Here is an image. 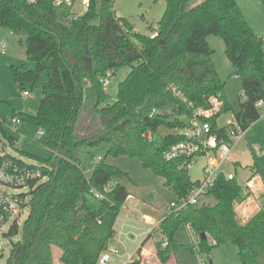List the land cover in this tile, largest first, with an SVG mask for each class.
<instances>
[{
    "label": "trees",
    "instance_id": "obj_1",
    "mask_svg": "<svg viewBox=\"0 0 264 264\" xmlns=\"http://www.w3.org/2000/svg\"><path fill=\"white\" fill-rule=\"evenodd\" d=\"M114 11L113 0H102L100 7L94 1L78 18L69 7L50 0H0V27L26 34L27 56L37 65H12L14 79L21 87L36 82L50 60L37 113H16L46 130L44 145L51 155L38 159L48 179L32 190L22 240L14 244L6 264H57L55 249L61 264H97L115 235L133 180L108 162L109 156L139 158L144 169L165 179L172 200L187 196L199 183L182 160H166L164 154L183 139L177 132L185 124L182 117L208 107L213 96L224 101L211 119L213 127L224 133L232 126H217V117L231 106L208 36L224 39L242 82L243 101L235 120L247 129L261 117L257 103L264 101V37L254 32L237 0H166L165 12L149 34L135 31ZM124 66L131 69L119 83L117 100L103 105L108 93L100 79ZM82 116L92 119L87 131L95 133L89 137L78 134ZM162 127L168 132H161ZM102 143L108 144L107 153L87 176L78 152ZM205 196L214 201L190 205L162 220V237L156 241L160 264H168L177 252L175 234L183 223L198 235L201 251L232 242L243 264H264V203L250 219L239 221L236 203L243 200L242 188L225 174ZM18 232L15 223L10 235Z\"/></svg>",
    "mask_w": 264,
    "mask_h": 264
},
{
    "label": "rangeland",
    "instance_id": "obj_2",
    "mask_svg": "<svg viewBox=\"0 0 264 264\" xmlns=\"http://www.w3.org/2000/svg\"><path fill=\"white\" fill-rule=\"evenodd\" d=\"M115 3V16L128 19L134 26L135 31L142 34L151 33L150 26H156L158 21L166 9V0H113ZM100 7L102 0H97ZM238 5L247 19L249 25L254 32L264 37V2L262 0H237ZM13 30L0 27V134L1 129L8 136L15 138L14 148L9 147L8 151L15 157L25 162L39 166L41 161L38 159L48 158L51 150L44 145L46 135L38 134V127L26 120L16 126L15 130L10 128L11 120L16 113L22 112L34 115L38 111L40 101L43 97V85L49 75L50 60L45 61V67L39 79L32 82H25L23 87L14 79L12 65L21 66L29 69H35L36 63L30 60L26 53V34L24 32H11ZM7 41V46L2 47V41ZM210 47L213 49L212 60L220 78L225 82L226 98L231 106L230 110L222 112L217 117L219 126H226L235 120V113L240 111V104L243 101V88L240 77L236 74V68L226 54L225 41L221 36L210 35L207 38ZM136 43H140L136 40ZM131 67L124 66L116 70L111 76V83L105 87L108 96L103 103L112 104L117 100L119 83L129 73ZM24 91H28L29 95L25 96ZM261 117L253 122L245 132L244 137L233 148L234 161L240 164L237 168L233 164H226L227 171H235L241 181L257 174L260 182L264 186V107H260ZM186 117H182L185 120ZM161 132L168 131L162 127ZM108 150V144L102 143L99 146H83L79 152L84 167L85 174L89 176L96 166L98 156L104 157ZM107 161L121 167L129 172L132 181L129 183L131 194L134 195L130 201L137 204L136 210L131 216L132 220L124 223L127 215L124 210L128 205V201L122 206L121 212L116 223V235L110 240V247L120 248L125 253L124 245L132 246L136 250L144 235L135 236L140 231V225L135 221L134 217L146 215L152 220L162 218L169 211V204L173 198L172 190L165 185V179L155 176L150 170L144 169L139 158L119 156H109ZM203 160L194 165L189 170V175L193 181L204 178L202 169ZM214 201L213 197L203 196L202 202ZM264 201V196H263ZM256 206L245 203L243 206L236 207L237 218L241 222L250 219ZM244 209H247L248 218L243 216ZM254 211V212H253ZM20 212L15 214L18 217ZM29 215V210H25L19 217V232L9 235L3 239V246L6 249L5 258L0 264H6L7 258L11 254L14 244H17L23 237V224ZM9 224L4 227V232H8ZM157 230L151 240H149L142 253L140 254L139 264H160L157 256L156 241L161 239L162 235ZM122 232V234H120ZM178 242L177 252L172 256L168 264H243L239 255L238 246L232 242L213 246L209 252L201 251L199 248V237L193 229L186 224H181L175 234ZM131 238H134L131 243ZM213 245L211 239L208 240ZM59 251L54 250V259L57 264L59 262Z\"/></svg>",
    "mask_w": 264,
    "mask_h": 264
},
{
    "label": "built area",
    "instance_id": "obj_3",
    "mask_svg": "<svg viewBox=\"0 0 264 264\" xmlns=\"http://www.w3.org/2000/svg\"><path fill=\"white\" fill-rule=\"evenodd\" d=\"M28 1L30 3H35L38 0ZM50 1L57 6L64 5L69 7L72 16L78 18L86 13L92 7L94 1L97 0ZM11 32L13 33L14 31ZM6 46L7 41H2V47L5 48ZM112 75L113 71L108 70L107 74L100 79L104 88L111 83ZM24 95L28 96L29 92L24 91ZM223 107L224 101L222 98L220 96H213L210 99L208 107L196 108L192 116H184L186 117V119L183 120L185 124L181 129L177 130L183 139L171 145L164 154L166 160H182L183 166L188 171L202 159L204 178L198 180L199 183L187 196L170 201L169 211L162 218L152 220L143 214L140 217H134L135 221L140 225V231L135 233V236H145L136 250H133L132 246L127 247L124 245L125 253H122L120 248L108 246L107 249L101 252L97 264H139L140 254L146 245L144 242L147 239L151 240L152 236L160 229L161 222L165 216L174 211H181L190 205L199 204L202 197L206 195L207 189L222 174H225L229 179H237L242 188L244 197L242 201L236 203V207L251 202L256 206L255 212L253 211L254 214L261 209L264 203V186L260 182L257 174L241 181L237 172L227 171L225 168L227 163L233 164L234 166L233 148L244 137L246 129L234 120L231 123L232 126L227 129L226 132H217L212 125L211 119L217 116L222 111ZM257 107H264V101L260 100L257 103ZM155 113H157L156 109L152 111L151 116ZM21 122L19 116H14L9 126L12 130H15L16 126ZM217 126L219 127L218 124ZM1 132L3 134H0V261L5 258L6 254V249L3 246V239L10 235L13 225L15 223L18 224L21 213L27 209L30 210V202L33 198L32 190H34L38 184L48 179L47 176L43 175L42 168L39 166L29 164L10 154L8 148H14L15 138L13 136H8L2 129ZM38 134L44 136L46 135V130L44 128H39ZM96 159L100 161L102 157L98 156ZM97 196L102 197L101 194H97ZM132 198H134V195L130 194L125 201L129 203L127 207L124 208L127 215L124 223L132 220L131 216L133 215V211L137 208V204L130 201ZM17 212H20V215L15 217ZM243 216L245 218L250 216L248 215L247 209H244ZM8 224L9 230L8 232H4V227ZM120 234H122V232H120ZM133 240L134 238H131V243ZM164 244H168L166 238H164ZM202 264L207 263L203 262Z\"/></svg>",
    "mask_w": 264,
    "mask_h": 264
},
{
    "label": "water",
    "instance_id": "obj_4",
    "mask_svg": "<svg viewBox=\"0 0 264 264\" xmlns=\"http://www.w3.org/2000/svg\"><path fill=\"white\" fill-rule=\"evenodd\" d=\"M263 50H264V45H263ZM91 123H92V119L88 118L87 116H82L79 120V123H78V126H77V131H81V133H78L80 136H83V137H89L91 136L92 134H94L95 132H88L87 130L90 129V126H91ZM202 237L203 238H207V234L206 233H203L202 234ZM212 264V262H211Z\"/></svg>",
    "mask_w": 264,
    "mask_h": 264
},
{
    "label": "crops",
    "instance_id": "obj_5",
    "mask_svg": "<svg viewBox=\"0 0 264 264\" xmlns=\"http://www.w3.org/2000/svg\"><path fill=\"white\" fill-rule=\"evenodd\" d=\"M240 164H238L237 161L234 162V166L238 167Z\"/></svg>",
    "mask_w": 264,
    "mask_h": 264
}]
</instances>
